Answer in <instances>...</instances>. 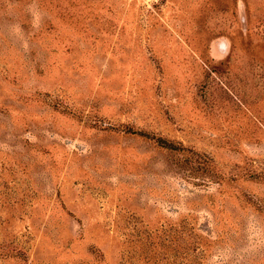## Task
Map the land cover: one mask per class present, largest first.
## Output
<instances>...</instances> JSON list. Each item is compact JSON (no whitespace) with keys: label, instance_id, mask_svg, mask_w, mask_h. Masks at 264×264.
Wrapping results in <instances>:
<instances>
[{"label":"rangeland","instance_id":"374dc122","mask_svg":"<svg viewBox=\"0 0 264 264\" xmlns=\"http://www.w3.org/2000/svg\"><path fill=\"white\" fill-rule=\"evenodd\" d=\"M0 264H264V0H0Z\"/></svg>","mask_w":264,"mask_h":264},{"label":"trees","instance_id":"16d2710c","mask_svg":"<svg viewBox=\"0 0 264 264\" xmlns=\"http://www.w3.org/2000/svg\"><path fill=\"white\" fill-rule=\"evenodd\" d=\"M142 134H144V133H142ZM155 140H156V142L159 145H161L163 147L170 148V149H173V150H180V149H182V147H180L179 145H176V144H174L172 142H169V141H167L166 139H164L162 137H157Z\"/></svg>","mask_w":264,"mask_h":264}]
</instances>
